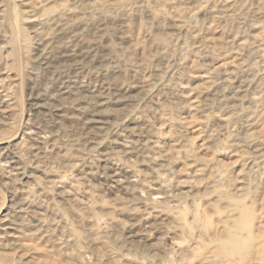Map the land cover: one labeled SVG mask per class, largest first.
<instances>
[{
  "label": "rangeland",
  "instance_id": "1",
  "mask_svg": "<svg viewBox=\"0 0 264 264\" xmlns=\"http://www.w3.org/2000/svg\"><path fill=\"white\" fill-rule=\"evenodd\" d=\"M4 154L11 264H264V0H0Z\"/></svg>",
  "mask_w": 264,
  "mask_h": 264
},
{
  "label": "bare ground",
  "instance_id": "2",
  "mask_svg": "<svg viewBox=\"0 0 264 264\" xmlns=\"http://www.w3.org/2000/svg\"><path fill=\"white\" fill-rule=\"evenodd\" d=\"M63 89H65V92L63 94H66L68 92V87L65 86V87H63ZM98 101H100V100H98ZM100 105H103V103L97 102L92 108L100 106ZM88 109H90V108H88ZM88 109L85 110L84 108L83 109L79 108L76 111L78 112V115L84 119L85 117H87V114H89V112H90V110H88ZM57 113H59V112L56 110V114ZM93 124H96V125L104 124V125H106L107 123H102L100 121H97ZM125 138L127 139V137H125ZM116 147H121L123 149L122 154L124 157H127L128 155L129 156L136 155L138 157L143 158L144 161L146 162L144 164H147L146 166L150 168L151 174H152V176H154L153 180H154L155 184L158 186L162 187L164 184L169 182L170 179H173V178H170L168 180V178H166V177L179 176V174H177L176 172H173L169 168V166H167L165 164L166 163V155L158 147V142L154 138H150L148 136L142 138L140 147H136L135 143H133L130 140L123 141V144L122 143H116ZM6 159H10L12 162H14V157H9L5 154L1 156L0 161L6 160ZM162 164H164V165H162ZM158 169H160V170H158ZM14 170H16V169H14ZM113 178H116V177L113 176ZM218 183H219V180L215 181L214 185H216V187H217ZM181 184H182V182L178 181V182H176L175 186L176 187L182 186ZM241 213H242L241 220H239L238 222H236L233 225V229L235 231L237 230L238 232L239 231L240 232H249L250 231V221H249L250 220V218H249L250 211L248 209H245V210H242ZM6 222H7V220H0V236H1L0 238H3V239H9L10 238L9 240L13 245H15V244L20 245L21 243L17 240L18 236L11 235L14 231L13 225L7 224ZM231 246L232 247L229 248L226 252L227 255H231V256H233L234 254L237 253V251H239L240 249L243 248L235 240H233L231 242ZM246 248L247 247H245V249ZM0 264H11V263L8 259L0 256Z\"/></svg>",
  "mask_w": 264,
  "mask_h": 264
}]
</instances>
